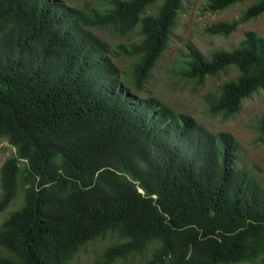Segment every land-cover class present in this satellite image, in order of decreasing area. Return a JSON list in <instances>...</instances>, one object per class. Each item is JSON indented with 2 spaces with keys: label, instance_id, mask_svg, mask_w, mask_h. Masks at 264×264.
<instances>
[{
  "label": "trees",
  "instance_id": "obj_1",
  "mask_svg": "<svg viewBox=\"0 0 264 264\" xmlns=\"http://www.w3.org/2000/svg\"><path fill=\"white\" fill-rule=\"evenodd\" d=\"M247 1L204 32L227 36L264 14V0H205L202 13ZM182 2L106 0L87 12L64 0H0V144L10 148L0 212L14 205L0 222V264H73L107 234L115 240L90 264L146 251V264H264V184L236 165V140L137 93ZM100 28L138 37L112 52ZM187 49L182 73L196 83L236 72L208 99L210 113L229 118L264 88L255 31L207 58ZM109 53L131 59L128 77ZM256 129L264 142V115Z\"/></svg>",
  "mask_w": 264,
  "mask_h": 264
},
{
  "label": "rangeland",
  "instance_id": "obj_2",
  "mask_svg": "<svg viewBox=\"0 0 264 264\" xmlns=\"http://www.w3.org/2000/svg\"><path fill=\"white\" fill-rule=\"evenodd\" d=\"M106 0H64L70 6L91 11L101 7ZM205 0H183L182 10L178 15L175 25L171 29L167 47L150 71L145 81L144 88L137 92L141 96H155L168 105L176 113H186L196 119L205 129L212 133L228 132L238 145V167L249 171L264 184V142L258 139L256 129L257 119L264 115V88L251 93L240 104L239 111L229 118L208 111L209 98L218 91V86L225 80L233 78L236 74L232 67L215 76H207L201 83L186 78L182 73L183 62L187 57V46L198 48L207 58L218 47L230 49L237 44L243 36V31L253 30L259 36H264V14L240 24L236 31L227 36L208 35L204 26L220 20H229L240 13L249 1L232 5L214 13H202L201 8ZM106 43L112 52L119 51V44L127 45L136 40V31L128 35H117L110 28L93 29ZM111 59L117 66L118 72L128 77L131 59L112 56ZM183 78V79H182ZM127 79V78H125ZM196 115V116H195ZM0 148V164L9 154V147ZM18 202L20 198L17 199ZM14 208L10 205L5 211L0 212V222L7 211ZM114 234H107L103 239L90 241L76 254L73 264H90L101 252L109 241L115 240ZM5 253L0 250V256ZM148 252L139 255H130L125 259L116 260L112 264H146ZM239 264H255L243 262Z\"/></svg>",
  "mask_w": 264,
  "mask_h": 264
},
{
  "label": "bare ground",
  "instance_id": "obj_3",
  "mask_svg": "<svg viewBox=\"0 0 264 264\" xmlns=\"http://www.w3.org/2000/svg\"><path fill=\"white\" fill-rule=\"evenodd\" d=\"M250 19H252V18H250ZM238 42V41H237ZM183 79V78H182ZM196 116V115H195Z\"/></svg>",
  "mask_w": 264,
  "mask_h": 264
}]
</instances>
